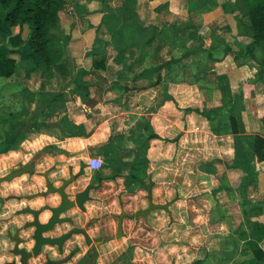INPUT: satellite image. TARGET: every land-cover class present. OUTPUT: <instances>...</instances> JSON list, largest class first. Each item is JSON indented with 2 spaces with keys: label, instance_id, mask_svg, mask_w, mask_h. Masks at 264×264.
I'll return each instance as SVG.
<instances>
[{
  "label": "crops",
  "instance_id": "obj_1",
  "mask_svg": "<svg viewBox=\"0 0 264 264\" xmlns=\"http://www.w3.org/2000/svg\"><path fill=\"white\" fill-rule=\"evenodd\" d=\"M59 1L58 30L50 43V62L29 61L22 57L27 50L21 48L13 54L17 61L14 73L0 77V81L8 83L7 95L14 96L19 89L29 93L21 94L25 102L22 109L33 112L32 115L39 113L37 121L42 125L38 128L43 129L26 131L21 142L33 145L34 153L44 148L50 150L38 156L31 154L30 159L36 170L54 165L55 169H48L54 182L80 170L90 179L103 168L90 171L86 167L89 156H94L90 152L114 155L119 150L120 138L127 146L138 139L145 141L148 150L154 143L172 138L180 123L184 133L185 121L188 124L191 112H195L189 110L193 108L188 96L191 84L184 78V58L191 50H209L212 56L222 54V38L234 34L235 21L240 18V0ZM177 56L182 62L172 60ZM215 60L214 69L223 72L228 68L225 62ZM20 63L26 66L22 73L18 70ZM181 71L182 74L178 73ZM258 72L248 71L251 76H258ZM252 82L241 84L244 95L255 87ZM215 95V100L222 104L221 96ZM241 115L242 120L247 119L243 121L247 131L252 129L264 137V123L262 128L259 124L264 116V100L259 109L256 104V109H245ZM240 160H234L232 166L239 185L247 169L254 170L243 194L256 180L257 195L264 200V161L252 157L247 162L244 156ZM81 181L80 173L73 185L81 187L86 183ZM3 182L8 185L13 181ZM100 191L91 195L101 197ZM252 195L248 193L247 197ZM181 199L169 200L172 215ZM246 204L247 201L240 210L242 220L249 215ZM249 209L253 215H264V206L253 204ZM248 225L250 228L241 232L239 264H264V255H255L259 249L264 254V220L254 219ZM248 240L253 241L251 248Z\"/></svg>",
  "mask_w": 264,
  "mask_h": 264
},
{
  "label": "rangeland",
  "instance_id": "obj_2",
  "mask_svg": "<svg viewBox=\"0 0 264 264\" xmlns=\"http://www.w3.org/2000/svg\"><path fill=\"white\" fill-rule=\"evenodd\" d=\"M239 9L240 18L238 22L235 21L234 34L222 38L225 45L222 54L212 56L209 50H191L184 58V78L189 79L191 84L188 95L190 107L211 111L220 106L217 114L206 119L203 115L191 112L188 124L185 121L184 133L180 123L179 131L172 138L154 143L148 150L145 141L138 139L134 145L127 146L126 141L120 138L119 150L114 155L90 152V155L103 158V168L96 174L102 177L101 197H105L106 207H97L101 206L100 202L93 205L87 203L86 207L89 215L102 218L108 235L94 251L87 252L83 244L73 248L75 243L70 242L73 235L65 242L62 251L51 256L52 259H63V264H78L80 260H88V264L240 263L241 232L249 226L250 221L264 220L263 214L253 215V210L249 209L253 204L264 206V200L256 192V180L247 187L246 195L240 193L239 177L233 176L232 167L234 160L240 162L243 156L249 162L246 155L250 156L252 152V140L256 133L244 128L243 121L247 119L242 120L241 114L245 109H256V104L259 109L264 100V72L260 71L258 76L256 73L253 76L248 73L264 67V61H261L264 58V44H251L247 5L243 0H240ZM17 32V27L11 28V34ZM26 32L24 26L21 37H25ZM10 41L14 43L16 38ZM215 59L225 62V68H228L223 72L214 69ZM172 60L182 62L179 56ZM22 64L18 66L20 73L26 67ZM178 73L182 74V71ZM246 82L255 83V87L244 95L241 84ZM236 83L239 85L236 86ZM7 84L6 81H0V145L6 135L10 136L17 131L20 122H23L24 133L43 129L38 126L33 129L29 127V118L33 112L22 109L25 102L21 95L28 96L29 93L19 89V93L14 96L7 95ZM215 94L221 96L222 104L215 100ZM256 95L258 103L255 101ZM252 98L253 102L246 101ZM232 116L235 118L236 131H233ZM259 120L262 128L264 116ZM49 151L44 148L34 153L33 145L21 142L16 148L0 154V178L14 167L19 168L29 162L32 164L31 154L38 156ZM50 169H55V166L52 165ZM69 169L73 170L72 167ZM79 173L82 184L89 181L87 173L82 170ZM41 180L35 168L12 178L11 185H5L6 182L0 180V184L3 183L0 186V200L5 201L13 194L19 198L7 202L8 207L0 209V212L7 211L0 215V220H6L3 218L10 215L9 218L17 217L18 224H21L26 215L23 213L18 217L15 210L28 202L37 205L33 200L28 201L25 194L44 188ZM248 193L253 194L252 197H247ZM148 195L155 203L173 202L179 197L183 200L175 205L174 215L168 205V209L151 210L145 218L134 217V211L148 206ZM243 199L247 201L244 207L249 213L244 220L240 214L245 204ZM122 211L128 216L123 218L122 234L115 237L117 216ZM236 226L240 227L237 229ZM252 243L248 240L249 248ZM9 246L2 225L0 264H14V254ZM46 258H49L48 255ZM43 259L41 257L33 264H39Z\"/></svg>",
  "mask_w": 264,
  "mask_h": 264
},
{
  "label": "trees",
  "instance_id": "obj_3",
  "mask_svg": "<svg viewBox=\"0 0 264 264\" xmlns=\"http://www.w3.org/2000/svg\"><path fill=\"white\" fill-rule=\"evenodd\" d=\"M247 5L248 31L251 37V44H264V0H243ZM59 0H0V77H9L16 69L17 61L13 56L21 48L27 51L22 56L29 61L40 59L45 64L50 62V43L53 40V34L58 30L57 10ZM26 26L25 37H21V29ZM17 27L18 32L13 37H8L11 28ZM16 38L12 43L10 39ZM264 61V58L261 60ZM264 72V67L259 72ZM258 72V73H259ZM220 107L213 111H203L198 108H189L207 119L212 118L218 112ZM39 113L31 115L29 118V127L40 124L37 121ZM234 130L236 131V122L234 116L231 117ZM17 131L6 137L1 145L0 152L16 148L24 139L23 122H20ZM151 136H156L152 134ZM146 147V144H144ZM255 157L258 161H264V137L255 134L252 140V152L247 160ZM245 158V157H244ZM248 173L244 181L239 185L240 193H243L248 180L253 178V168L247 169ZM252 177V178H251ZM256 257L261 258L264 254L259 249L255 252ZM78 264H88V260H80Z\"/></svg>",
  "mask_w": 264,
  "mask_h": 264
},
{
  "label": "flooded vegetation",
  "instance_id": "obj_4",
  "mask_svg": "<svg viewBox=\"0 0 264 264\" xmlns=\"http://www.w3.org/2000/svg\"><path fill=\"white\" fill-rule=\"evenodd\" d=\"M31 164V162H29ZM28 163V164H29ZM32 169L35 168L33 162L31 165ZM15 169V167L13 168ZM11 169V170H13ZM50 168L43 169V170H36L38 176L42 178V183L44 185V188H39L36 189L34 192H30L25 194V198L30 201L33 200V202L37 203V205H32L29 202L24 203L23 206L20 208H17L16 211V216H21V214H25L26 218L23 220L21 224H18V218H9V216H5L3 219L6 220H0V226L3 225L5 228V234L6 238L8 240V243L10 244L9 249L11 252L14 254L15 262L14 264L18 263L21 264V257H22V252L20 251L24 250L23 254L26 256V264H33L39 258L43 257V261L40 262L39 264H51L52 262L54 264H63L65 260L63 259H57V258H51L52 255L58 254L60 251L64 249V244L65 242L71 238V236L74 235V238L72 241L75 243L73 248L75 247H81L83 244L86 247V252L87 251H94L96 246L102 244L104 242L105 236H107V232H105L106 225L102 223V218H98L96 215H89V211L87 210L86 203L87 202H92L94 204L95 202H100L101 206L97 207H106V204L104 202L105 197H98L95 195H91L92 192H95L99 189H101V182L102 178L100 175H92L89 179L88 182L83 184L81 187H78V185H73L74 182L77 181V179L80 176V173H68V176L65 178H61L58 182H54L50 177L48 176ZM10 170V171H11ZM74 175V177L68 181L64 187L63 190L66 194V198L68 201H71L72 204L62 213H60V217H63L64 219L59 222L54 224V226L46 231H43L41 234L44 237H58L62 235L63 233L69 231L72 228H81L83 229L88 237L90 238V241H87V236L84 233H74L67 239H65L60 246L54 244H49V243H43L39 246V250L37 254H33L32 248L36 243V239L34 237L35 235V230L36 226L33 225V222L35 220V215L40 223H45L46 220L50 216V210L48 207H55L58 206L61 202V197L58 192L54 191H48V186L49 184L50 187H60L63 183L64 180H68L71 175ZM4 176V175H3ZM8 185H11L8 184ZM91 186L87 192L88 198L86 200L82 201V206L80 207L78 204L75 202V197L76 195L80 194L85 190L86 187ZM102 192V190L100 191ZM17 194H13L9 198H7L5 201L0 200V209H3L5 207H8L7 202L9 201H17L19 198L16 196ZM102 198V199H101ZM97 199V200H95ZM52 201V202H50ZM119 203V201H117ZM12 205V203H11ZM22 210H25L22 212ZM71 211V212H70ZM6 212H0V215H4ZM45 218L42 219V216L45 215ZM128 216V214H124L123 218ZM119 215L117 216V222L115 226V234L118 231V220ZM123 218H122V225H123ZM24 227V228H23ZM27 229H29L27 231ZM122 232H123V226H122ZM7 244V243H6ZM17 252V253H16ZM46 255H48L49 258H46Z\"/></svg>",
  "mask_w": 264,
  "mask_h": 264
},
{
  "label": "water",
  "instance_id": "obj_5",
  "mask_svg": "<svg viewBox=\"0 0 264 264\" xmlns=\"http://www.w3.org/2000/svg\"><path fill=\"white\" fill-rule=\"evenodd\" d=\"M31 165L32 164L29 163V164H26V165H22L19 168H15V169L9 171L8 173H6L4 176H2L0 178V180H2V181L11 180L14 177H17V176H20V175H22L24 173L30 172L32 170V168H31L32 166ZM73 177H74V175L72 174L71 177L68 180H64L62 185L60 187H57V188L56 187H50L49 184H47V186H48V191L47 192H50V191L58 192L60 194V197H61V202H60V204L58 206L48 207L49 210H50V216L46 220L45 223L38 222V220L36 218V214H34L35 215V220L33 222V225L36 226L35 235H34V237L36 239V243H35V245L32 248L33 254H37V252L39 250V246L41 244H43V243H49V244H52V245L56 244V245L61 247L63 241L65 239H67L68 237H70L74 233H84L87 236V241L88 242L90 241V238L88 237L86 232L83 229L77 228V227L72 228L69 231L63 233L62 235H60L58 237H54V238L44 237L41 234L43 231L51 229L54 226V224L59 223V222H61L64 219L63 217H60L59 215H60V213L64 212L72 204V202L68 201V199L66 198V194H65V192L63 190V187ZM89 188H91V186L86 187L83 192H81L80 194L76 195V197H75V202L80 207H83L82 206V201L86 200L88 198L87 192H88ZM148 198H149L148 206L146 208H144V209H137L136 211H134V213H133L134 217L142 216V217L145 218L147 216V214L151 210L156 209V208H165V209H167L168 205L170 203V201H167V202H164V203H155V202L152 201L150 195H148ZM24 211L25 210H22V212H24ZM124 214H126L124 211H122L119 214V217H118V220H119L118 231L115 234V237H119L122 234V218H123ZM21 252H22L21 264H26V256H25V254H23L24 250L23 251L21 250L20 253Z\"/></svg>",
  "mask_w": 264,
  "mask_h": 264
},
{
  "label": "built area",
  "instance_id": "obj_6",
  "mask_svg": "<svg viewBox=\"0 0 264 264\" xmlns=\"http://www.w3.org/2000/svg\"><path fill=\"white\" fill-rule=\"evenodd\" d=\"M103 158L99 156H89L88 160L86 161V167L90 170H97L103 166Z\"/></svg>",
  "mask_w": 264,
  "mask_h": 264
}]
</instances>
